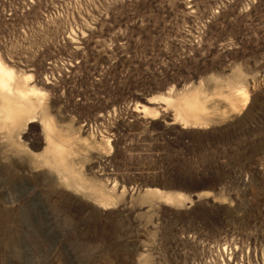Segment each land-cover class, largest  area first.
Listing matches in <instances>:
<instances>
[{
    "label": "rangeland",
    "instance_id": "1",
    "mask_svg": "<svg viewBox=\"0 0 264 264\" xmlns=\"http://www.w3.org/2000/svg\"><path fill=\"white\" fill-rule=\"evenodd\" d=\"M0 63V264H264V0H0Z\"/></svg>",
    "mask_w": 264,
    "mask_h": 264
},
{
    "label": "bare ground",
    "instance_id": "2",
    "mask_svg": "<svg viewBox=\"0 0 264 264\" xmlns=\"http://www.w3.org/2000/svg\"><path fill=\"white\" fill-rule=\"evenodd\" d=\"M11 74H12V72L0 63V88L3 89V92H4V90L7 91V90H10V88H11L10 87L11 86L10 79L12 78ZM184 111H186V110L184 109Z\"/></svg>",
    "mask_w": 264,
    "mask_h": 264
}]
</instances>
